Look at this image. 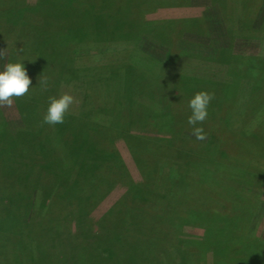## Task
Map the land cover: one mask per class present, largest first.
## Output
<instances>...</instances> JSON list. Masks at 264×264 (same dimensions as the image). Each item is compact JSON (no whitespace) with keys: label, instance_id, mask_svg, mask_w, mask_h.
Wrapping results in <instances>:
<instances>
[{"label":"rangeland","instance_id":"1","mask_svg":"<svg viewBox=\"0 0 264 264\" xmlns=\"http://www.w3.org/2000/svg\"><path fill=\"white\" fill-rule=\"evenodd\" d=\"M181 1L0 0V70L23 60L35 87L0 106V264H264V0ZM194 91L234 145L173 128Z\"/></svg>","mask_w":264,"mask_h":264},{"label":"trees","instance_id":"2","mask_svg":"<svg viewBox=\"0 0 264 264\" xmlns=\"http://www.w3.org/2000/svg\"><path fill=\"white\" fill-rule=\"evenodd\" d=\"M108 1H111L112 2V4H113V6H114V8L116 7V9L119 11L121 8H122V5H127V4H129L130 2H133V1H135V0H117V2L115 1V0H108ZM141 1H146V0H141ZM182 1H186V3L187 2H189V0H182ZM181 1V2H182ZM137 2V1H136ZM135 2V3H136ZM150 2V1H149ZM135 3H132V4H135ZM179 4V3H178ZM179 5H181V4H179ZM131 6H133V5H131ZM72 16V15H71ZM75 20H76V17L75 16H72V23H74L75 22ZM122 20H124V16L121 18V21ZM132 20V19H131ZM129 22L130 23H127V26H126V29H124V30H127V29H129L132 25H134V24H139L138 22H139V20L137 19L136 20V18H134L133 19V21L131 22L130 20H129ZM141 22H142V20H141ZM143 23V22H142ZM141 23V24H142ZM57 25V24H56ZM169 30V29H168ZM165 32H167V30L166 31H164L163 33H165ZM167 33H165V35H166ZM49 61H50V59H49ZM251 68L253 67V66H250ZM196 93H198V92H196V91H194V93L192 92L191 94L189 93V94H187L186 96H189L190 98H192ZM212 94V99H211V101H210V103H209V105H208V108H207V113H208V115H207V117H206V119L202 122V123H198L197 125H195V126H192V125H189L188 124V118H189V116L191 115V112H190V109H189V107H188V104H187V107H184L185 106V104H183V105H181V98H179L180 100H179V104H175V103H172V102H174L175 100H172V101H170V103H169V105H167L166 106V111H167V113L169 114V116H170V118H171V123H172V126H173V128H175V126L176 125H179L180 127H179V129L178 130H180V129H190V130H193L194 131V127H200L201 129H202V127H204L205 126V128H206V130H204V129H202V134L203 135H205V136H207V138H208V144H207V148H206V150L208 149V148H210L211 149V152H214L213 150H215V148L218 150L219 149V147L221 148V146L224 144L225 146H227V147H230V146H232V145H234V143H232L231 142V140L228 138V137H225L224 135H222V129L220 130V125H219V123L220 122H222L221 120H219L218 118H219V108L221 109V107L223 106V105H221V104H217L216 103V98H217V96H216V92H211ZM189 98V99H190ZM224 107V106H223ZM227 108L225 107V111H227L226 110ZM222 116V115H221ZM173 118V119H172ZM185 118H186V121H185ZM207 120H209V121H207ZM172 121H174V122H177V123H175V126H174V124H173V122ZM205 121H207V122H205ZM205 123H208L207 125L205 124ZM173 130V129H172ZM1 139V138H0ZM129 139H130V137H129ZM165 141V140H164ZM167 141V140H166ZM165 141V145H167L166 143H169L168 141L166 142ZM29 144V143H28ZM229 145V146H228ZM73 147V146H72ZM146 149H148V147H145V150ZM154 149L158 152V150L160 149V147H158V148H155L154 147ZM218 151H220V150H218ZM220 156H224V153H223V155H218V157L217 158H220V159H222V160H220L219 161V163H225V160H224V158L223 157H220ZM139 158H141V159H144L143 157H139ZM6 169V168H5ZM186 170H188V168H186V169H184L183 170V175L181 176L182 177V179H180V181L181 182H179V184H181V187L183 186L182 184H183V182H184V178H186L188 181H190V176H189V173H188V171L186 172ZM10 171L8 168L6 169V170H3L2 172H1V175L2 176H4V177H7L6 176V173H8V172ZM1 177V176H0ZM183 188V187H182ZM45 198H48V196L47 197H45ZM49 198L47 199V203H45V204H48L49 203ZM171 202L173 203V201L171 200ZM44 204V203H43ZM174 204V203H173ZM179 204L181 205V206H185V203H183L182 201H180L179 202ZM63 207V206H62ZM178 207H180V206H178ZM217 207V206H216ZM198 208V207H197ZM209 209V208H208ZM212 210H217V208L215 209V208H212V209H209V210H207V211H205V212H210V211H212ZM41 214V213H40ZM189 218L190 217H192L193 219H195V216H192L191 214H189L188 213V215H187ZM232 220V219H231ZM231 220H230V222H231ZM46 224V223H45ZM235 224L237 225L238 224V221L236 220V222H235ZM49 225V223L48 224H46V225H44V226H42V227H45V226H48ZM89 226V225H88ZM229 226V225H228ZM31 227V225H30V222L28 223V229ZM41 226H38L37 227V225H35V223L33 224V226H32V228H33V230L37 233V231H41V229H38V228H40ZM48 228L50 229V227L48 226ZM44 229H46V227L44 228ZM233 230H235V229H233L231 226H229L225 231H224V235H225V237L224 238H227L231 233H233ZM47 238H49V237H47ZM80 238L84 241V243H89L90 242V240L93 238V233H91L90 232V230L89 229H87L85 232H84V234H82V235H80ZM46 241H47V239L46 238H44ZM138 239V238H137ZM237 239L238 240H240L241 242H243V243H245V244H248L247 243V240H245L243 237L241 238L240 237V235H238L237 236ZM140 240V239H139ZM237 240V241H238ZM127 243L125 242V248L124 249H126V251L128 252V257H127V259L128 260H131V261H134V259L136 258V257H133L134 256V251H133V249H131V246L130 245H126ZM212 245H214L213 243H211ZM40 245H42V246H46L45 244H40ZM78 246H80V245H78ZM237 246H240V244L238 243V245ZM50 247H48L47 246V248L45 247V248H41V246H40V249L42 250V251H44L45 253H48V250H46V249H49ZM213 248L215 249V246H213ZM41 250H39L40 252H41ZM108 251H110V252H113V256H114V258H118L119 259V250H117L115 247H114V249H109ZM43 252V253H44ZM143 252V250H140V253H142ZM147 253V252H146ZM199 254H200V252H199ZM232 254V252H225L224 254H223V256L221 255L220 257H218V260H219V264H245L243 261H241V259H243V257L244 256H241V258L239 259V258H237V256L235 257V256H232L231 255ZM213 256L215 257V259H217V253H213ZM157 262V263H156ZM162 264V262L161 261H154V264ZM146 264V263H145ZM185 264H187L186 262H185ZM188 264H197V259L196 258H194L193 260H191V262H189Z\"/></svg>","mask_w":264,"mask_h":264},{"label":"clouds","instance_id":"3","mask_svg":"<svg viewBox=\"0 0 264 264\" xmlns=\"http://www.w3.org/2000/svg\"><path fill=\"white\" fill-rule=\"evenodd\" d=\"M31 79L27 75V70L22 61L7 63L0 70V106H11L13 98H19L27 94L30 89ZM46 91V82H42ZM212 99L208 92L196 93L188 102L191 115L188 118V124L195 126L202 123L208 113L207 108ZM76 102L75 97L69 93H64L58 97H49L48 106L45 110L43 122L48 125H57L64 122L65 115L70 107ZM194 134L198 140H203L202 129L194 127Z\"/></svg>","mask_w":264,"mask_h":264},{"label":"crops","instance_id":"4","mask_svg":"<svg viewBox=\"0 0 264 264\" xmlns=\"http://www.w3.org/2000/svg\"><path fill=\"white\" fill-rule=\"evenodd\" d=\"M220 104V103H219Z\"/></svg>","mask_w":264,"mask_h":264}]
</instances>
